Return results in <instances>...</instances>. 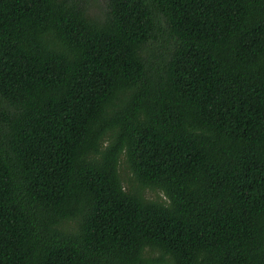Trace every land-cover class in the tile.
Segmentation results:
<instances>
[{
  "label": "trees",
  "instance_id": "trees-1",
  "mask_svg": "<svg viewBox=\"0 0 264 264\" xmlns=\"http://www.w3.org/2000/svg\"><path fill=\"white\" fill-rule=\"evenodd\" d=\"M91 8L0 0V264H264V0Z\"/></svg>",
  "mask_w": 264,
  "mask_h": 264
},
{
  "label": "rangeland",
  "instance_id": "rangeland-1",
  "mask_svg": "<svg viewBox=\"0 0 264 264\" xmlns=\"http://www.w3.org/2000/svg\"><path fill=\"white\" fill-rule=\"evenodd\" d=\"M91 4H92V8L91 10L94 12H98L99 9H103L105 7V0H90ZM121 174L122 177L124 178V180L126 181V185H129V187L136 185L135 182H133L132 180H128V177L131 176L130 172H128L125 169V165L122 164V168H121ZM148 192V194H150V196H155L157 193L151 190H146Z\"/></svg>",
  "mask_w": 264,
  "mask_h": 264
}]
</instances>
